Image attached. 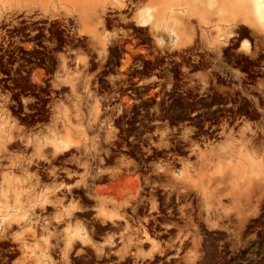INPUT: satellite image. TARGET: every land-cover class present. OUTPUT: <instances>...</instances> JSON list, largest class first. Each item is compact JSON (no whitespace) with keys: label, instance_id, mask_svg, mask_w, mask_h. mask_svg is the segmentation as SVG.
Here are the masks:
<instances>
[{"label":"rangeland","instance_id":"1","mask_svg":"<svg viewBox=\"0 0 264 264\" xmlns=\"http://www.w3.org/2000/svg\"><path fill=\"white\" fill-rule=\"evenodd\" d=\"M130 3L112 0L90 21L95 28L92 33H85L80 31L76 15L65 14L63 9L56 13L51 2L24 0L19 9L0 2V29L22 16L47 18L62 25L68 36L66 63L63 60L67 68L62 65V72L68 73L67 94L53 102L52 111L80 110L81 115H68L69 123L86 128L89 140L84 148L73 144L62 153L52 151V160L65 156L84 169L87 161L88 172L97 176L101 171L94 169L95 158L111 155L112 145L120 139L129 138L131 146L121 156L131 161L122 159L110 182L94 186L99 195L110 197L98 196L93 210L83 213L84 219L72 217L79 222L75 230L65 221L72 220L69 210L77 205L71 204L66 211L68 219L60 215L64 208L51 206V212L37 218L52 225L43 230L46 260L28 259L20 264H71L68 258L73 247L80 254H93L100 263L114 253L120 262L131 259L134 264H156L159 258L171 254L173 257L160 264H264V190L246 185L264 179V99L252 97L259 94L264 98V84L256 86L255 92L248 90L241 81L244 69L233 70L226 65L241 61L251 64L257 52H208L202 41L175 52L141 45L146 37L140 38ZM28 5L33 6L31 12H26ZM260 55L264 62V53ZM146 94L149 96L144 97ZM228 102L238 104L244 116L227 123L216 135L203 139L196 136L185 157L157 161L143 171L135 168L133 158L140 150L170 148L177 134L171 127L173 119L183 121L188 112L196 111L192 118L198 125L218 104ZM159 119L168 120L162 128L157 123L148 124ZM189 131L179 128L180 139L186 141ZM146 132L149 134L144 136ZM28 151L21 149L15 154L12 149H4L1 157L5 171L16 173L22 163H31L33 156ZM155 156L166 157L160 152ZM178 171L196 187L185 189L173 183L172 173ZM227 186L242 192H224ZM215 191L221 204L209 201V192ZM141 203H146L149 211H141ZM87 220L88 225H99V236L82 224ZM152 220L164 224H157L156 229H166L168 234L155 233L150 228ZM113 223L114 231H105ZM72 234L78 238L73 239Z\"/></svg>","mask_w":264,"mask_h":264},{"label":"crops","instance_id":"2","mask_svg":"<svg viewBox=\"0 0 264 264\" xmlns=\"http://www.w3.org/2000/svg\"><path fill=\"white\" fill-rule=\"evenodd\" d=\"M256 3H260L257 10ZM128 5L137 19L140 38L146 37L141 45L175 52L202 41L208 52H264V0H131ZM65 73L67 80L68 73ZM54 77L59 82L63 81V74L60 76L58 70ZM74 112L75 116L81 115L78 109L72 112L60 108L55 114L52 111L50 118L43 125L27 130L16 122L0 100V154L4 149L14 147L15 142L27 140L25 143L30 145L33 158L48 168L56 164L54 160L58 158L57 156L52 160V151L62 153V150L73 144L86 147L89 140L85 134L86 128L82 129L69 123L68 113L71 116ZM84 164L86 168L71 186L68 181L58 177L60 173L54 167L47 172L46 169H35L31 163H22L21 170L13 173L5 171V165L3 166L0 174V227H17L13 237L24 248L23 261L31 258L46 260L43 230L51 228L52 225L37 218L51 212V206L64 208L60 215L68 219L66 211L75 203L76 209L72 210L73 212L69 210V213H73L71 218L77 217V202H66L63 192H70L74 187L95 182V174L88 172L87 165L90 163L85 161ZM225 181L227 182V177ZM172 182L182 186H188L190 183L188 178L181 176L180 171L172 173ZM246 185L260 192L264 190V179ZM223 191L242 192V189L232 190L227 186ZM98 196L109 195L102 193ZM65 222L68 223L67 227H72L73 230L79 224L73 218ZM82 224L90 228L84 221ZM33 226L41 228L42 231H33ZM72 238L78 237L72 234Z\"/></svg>","mask_w":264,"mask_h":264},{"label":"flooded vegetation","instance_id":"3","mask_svg":"<svg viewBox=\"0 0 264 264\" xmlns=\"http://www.w3.org/2000/svg\"><path fill=\"white\" fill-rule=\"evenodd\" d=\"M67 41L68 36L65 28L62 25L51 22L47 18L22 16L17 19V22L6 24L0 29V100L5 104L7 112L24 129H35L43 125L51 116L53 102L63 100L67 94L65 82L66 73H62V65L64 64L66 66L65 63L67 61L69 47ZM262 53L264 52H257V59L253 60L251 64L248 61L238 63L226 62V65L233 70L244 69L240 72L242 74V84L246 89L252 90L253 92L257 91L256 86L264 84V62L262 60L263 57L260 55ZM63 60L65 63H63ZM57 70L60 76L63 74L64 80L59 84L54 77ZM148 96L146 94L144 97ZM252 97L258 100L264 99L259 94L252 95ZM216 107L217 109L211 115H208V119L200 122L198 125H195L196 119L192 118L196 115V111L188 112V118L183 121L173 119L174 124L171 127L177 134L173 135L174 137L170 148L167 151H162L161 149H152L150 151L146 149L140 150L137 154L138 156L133 158L136 163L135 168L143 171L149 169V165L157 161H164L173 157H185L190 154V149L196 136L199 139H203L210 135H216L220 132V128L229 122L237 121L239 116L242 117L245 114L239 108L238 104L232 102L220 103ZM166 121L168 120H152L148 121V124L151 126L157 123L162 128ZM183 124H186V126H183ZM159 126H156L155 129H158ZM181 127L190 129L186 141L180 139L178 132ZM147 134L149 133L146 132L144 136ZM29 146L25 142H15V146L11 149L15 154H19L21 149H28V153H31ZM112 149L111 155L102 157V159L99 157L95 158L93 163L94 169L101 171L97 176H94L95 182L74 187L70 192H63V198L66 202L72 200L73 202H77L80 207L76 210L82 213L80 215L77 214L78 218L84 219L85 215L83 213H89L96 205V198L99 192H95L93 187L99 184L105 185L110 182L112 177L111 173L122 159L124 161H131L129 157H121L122 155H126L131 149L129 138L118 140L117 143L112 145ZM159 152L166 155V157L155 156ZM54 161L56 164L47 168V166L41 165L36 158L32 157L31 165L35 169H46L47 172L54 167L60 173L58 177L68 181V185L70 186L84 170L82 165L79 166L73 161L69 162V158L65 156H60ZM4 165V160L0 154V174ZM19 170L20 168L18 167L16 173ZM100 181L103 182L99 183ZM159 194L161 195L162 192H159ZM139 208L141 211H149L146 203H141ZM167 211L170 210L166 209ZM157 216H160V214L155 215V217ZM85 223L88 225L89 220ZM157 224H159V221L154 222L152 220L150 228L160 235L168 234L166 229H156ZM159 225L160 227H164V224ZM88 226L95 230L93 233L96 236H99L100 227L98 224L97 226L93 224ZM115 226L116 224L114 223L109 224L105 231L112 232ZM38 229L35 226L32 227L33 231H38ZM16 231V226L8 228L0 227V264H20L23 261L24 248L13 237V233ZM163 239L162 237L161 240ZM77 249V247H73V252L69 254L68 260H70L71 264H134L131 259H125L120 262L115 258L114 253L110 254L106 261L100 263L97 262L93 254H80L77 252ZM168 257H173V255L159 258L156 264L162 263ZM31 260L34 259L31 258ZM60 264L68 263L63 261Z\"/></svg>","mask_w":264,"mask_h":264},{"label":"bare ground","instance_id":"4","mask_svg":"<svg viewBox=\"0 0 264 264\" xmlns=\"http://www.w3.org/2000/svg\"><path fill=\"white\" fill-rule=\"evenodd\" d=\"M2 1V4H7V6H12V5H17V9H19V4L21 1L24 0H0V2ZM28 1V0H25ZM43 1V0H40ZM46 3L51 2L54 5V11L56 13H59L60 10H64L65 14H68L70 16H77V20L80 24V31L85 32V33H92V30L95 29L93 25H90V21L94 20L95 17L98 16V12L99 10L103 9L104 6L106 4H109L112 0H44ZM260 7V3H256L255 4V8L256 10ZM33 9V6L28 5L26 8V12H31ZM38 9V8H37ZM35 10V9H34ZM33 10V11H34ZM15 13V12H14ZM40 13V12H39ZM46 15V14H45ZM58 18V17H57ZM62 19V18H61ZM103 22V21H102ZM241 22V21H240ZM238 25V24H237ZM245 26V25H244ZM247 28V27H246ZM70 116V114H68ZM233 142V141H232ZM231 144V143H230ZM229 144V146H230ZM233 144V143H232ZM225 146V145H224ZM225 149V148H224ZM232 149V148H230ZM236 149V148H235ZM217 150V149H216ZM222 150V149H221ZM214 151V150H213ZM214 153V152H213ZM201 154L204 156V151L201 152ZM210 154V153H209ZM208 154V155H209ZM216 155V153H215ZM202 156V157H203ZM207 156V154H206ZM214 156V155H213ZM223 156V155H222ZM225 156V155H224ZM230 156V155H229ZM210 157V156H209ZM212 157V156H211ZM218 157V156H217ZM207 158V157H206ZM219 158V157H218ZM221 158V157H220ZM205 159V156H204ZM210 159V158H209ZM233 159V158H232ZM236 159V158H235ZM201 164H207V162L204 163V161L201 162ZM222 164V163H220ZM222 167V166H220ZM225 168V167H224ZM229 168V167H227ZM226 169V168H225ZM240 169V168H239ZM238 169V170H239ZM219 171V170H218ZM241 171V170H240ZM225 174V173H223ZM228 175V174H225ZM215 178V177H213ZM211 179V178H210ZM218 179V178H217ZM204 180V179H203ZM208 180V179H207ZM214 181V179H213ZM206 182V181H205ZM216 182V181H215ZM218 182V180H217ZM199 183V182H198ZM211 183V182H210ZM212 184H208L207 186L211 187ZM214 185V184H213ZM189 187H196V185H192L190 186V184L188 185ZM185 187V186H183ZM220 187V186H219ZM216 188V187H215ZM186 189V187H185ZM188 189V188H187ZM212 189V188H211ZM190 190V189H189ZM192 190V189H191ZM216 189H213V191ZM220 190V189H219ZM251 190V189H250ZM218 191V190H217ZM217 191L215 192H209V201H217L218 204H221V201L217 198ZM221 191V190H220ZM218 191V193L221 195L222 192ZM252 192V191H251ZM195 193V192H194ZM197 193V192H196ZM195 193V194H196ZM252 194V193H251ZM249 194V195H251ZM200 195V194H199ZM248 195V196H249ZM223 196V194H222ZM202 197V196H201ZM207 199V198H206ZM205 199V200H206ZM210 205V204H209ZM147 233V232H145ZM147 236V235H146ZM147 238V237H146Z\"/></svg>","mask_w":264,"mask_h":264}]
</instances>
